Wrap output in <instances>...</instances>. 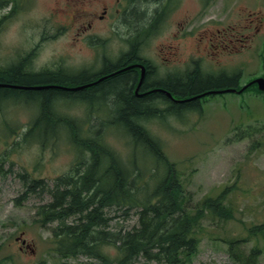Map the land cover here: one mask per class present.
Wrapping results in <instances>:
<instances>
[{
	"label": "rangeland",
	"instance_id": "rangeland-1",
	"mask_svg": "<svg viewBox=\"0 0 264 264\" xmlns=\"http://www.w3.org/2000/svg\"><path fill=\"white\" fill-rule=\"evenodd\" d=\"M0 1V67L21 63L43 78L50 74L40 70L69 72L59 73L55 82L43 83L67 88L86 83L89 72L97 73L103 63L117 61L130 50V44H136L137 55L152 64L158 77L172 73L185 77L191 69L190 60L201 55L197 78L203 83H220L225 78L232 81L223 86L228 88L264 78V35L253 51L257 36L246 44L243 41L233 42L227 48L219 46L223 29L230 27L249 36L253 34V20H264V0H172L175 6L149 31L150 19L155 14L145 16L152 5L141 10L140 3L132 11L120 14L115 22L113 18L97 22L85 35L77 30L79 12H99L102 3L109 5L112 0L86 1L84 5L78 4V0H17V5ZM202 1L203 7L207 1L209 5L198 13ZM141 29L144 36L137 35ZM174 50L177 56L172 58L170 52ZM97 94L99 97L86 99V93H68L64 101L69 104L58 109L78 123L92 125L93 132L102 128L103 141L126 167H133L130 172L141 170V180L148 181L152 173L160 179L163 167L146 149L137 154L133 136L120 129L100 127L98 110H114V105L100 92ZM41 97L29 96L28 92L21 95L24 101ZM8 99L15 97L5 100ZM13 102L0 106V264H88L91 260L82 256L66 258L57 254L51 230L40 224L36 215L37 208L50 196L39 191L23 196L25 188L18 176L28 174L44 180L51 188L55 178L73 173L80 156H75L64 130L46 146L24 142L22 133L37 110L32 104ZM157 102L150 104H159L165 113L142 124L161 144L176 169L184 195L179 201L182 209L194 217L203 199L223 192V204L230 213L223 220L204 211L189 235L195 239L194 251L183 258L182 264H264V237L250 234L252 227L264 225V93L253 85L241 93L206 95L198 105L201 114L172 105L164 111L165 105ZM89 104L93 105L91 109L84 106ZM94 105L99 107L94 110ZM41 122L42 127L39 125L36 131L47 142V119ZM150 202L154 200L151 198ZM112 215V222L120 220V225L128 230L138 225L134 214L126 218ZM103 252L110 261H115L119 254L114 246L103 248ZM133 264L146 263L138 258Z\"/></svg>",
	"mask_w": 264,
	"mask_h": 264
},
{
	"label": "trees",
	"instance_id": "trees-1",
	"mask_svg": "<svg viewBox=\"0 0 264 264\" xmlns=\"http://www.w3.org/2000/svg\"><path fill=\"white\" fill-rule=\"evenodd\" d=\"M3 4L13 3L15 5L17 0H3ZM1 3V1H0ZM134 49L124 54L123 57L119 60L116 66H112V69L108 70L109 72H113L121 67L119 63L121 62H131L134 57ZM22 64L13 63L6 67H0V84H15L21 87H30L32 85L37 84H52L55 82L54 80L57 78V75L50 74L45 78L40 75L30 74L28 69H22ZM44 81H52L49 83H43ZM136 81V71L134 69H129L126 71L119 72L107 80H103L93 87H90L92 92H100L106 99L111 100V103L114 105V110L116 111V118L125 122L128 126L123 127L127 132V135H131L134 137L133 145L135 147L146 146L149 153H153L155 155V161L157 165L163 167L164 175L160 179L154 180L155 187L151 192L153 198L163 199L165 196L178 197L181 198L182 188L177 181V177L173 172V165L168 162V160L162 156L159 145L146 134V130L141 125L140 121L146 114L151 113L149 111L148 106L154 98L158 101L163 99L167 103L166 110H170V106L173 108L183 107L185 110L190 109V111L198 110L199 107L197 104V100L187 101V102H173L168 99L165 95L162 94H148L144 96H138L133 93L134 84ZM90 82L87 80L86 83ZM146 82V78L141 83L140 89L137 90L138 93L143 92L147 89H141ZM232 81L223 78V82L216 83L213 81L204 82L203 80H198L197 71L193 70L187 74V76L183 77L179 81H172L166 84V90L179 95L181 99L189 96H194L200 94L202 92L208 90H221L224 85H231ZM81 84H85L81 83ZM238 85V84H237ZM234 86L237 90L240 88L238 86ZM216 87V88H215ZM226 88V87H225ZM233 88V87H228ZM87 89L80 90L77 93L84 94ZM8 91L4 87H0V95L7 94ZM29 96L32 94L41 95V101L43 102V106L45 108V115L47 114V122H53L52 120L55 118L50 111V103L52 102V97H59L63 95H68V93L74 92L69 90L61 91L59 89H42L37 91H27ZM67 97V96H66ZM47 102V104H46ZM47 105V106H46ZM47 108V109H46ZM43 109V108H42ZM152 109V108H151ZM44 110V109H43ZM154 110H152L153 112ZM158 112L157 109L154 111ZM172 112V111H171ZM71 122L73 120L69 118L66 114H63L61 119L58 120L57 126L47 127V141L50 139H55L61 136V132L64 130L67 137L70 138V142L74 149L77 152V155L80 156V159L77 161V164L85 157L87 153L89 155V160L91 159V163L94 165L99 156H105L114 161V163L121 168V170H126L129 172L131 168H126L124 162L118 157V155L107 145L102 143V138H95L94 140L90 139H79L78 136L73 133H67L70 131ZM138 122V124H136ZM136 126H133L135 125ZM40 123L31 122L30 126L27 128L26 132L22 134V136H29V139H26L25 142H37L41 141V144H45V140H41L39 138H35L32 136H39L37 131L39 129ZM41 128V126H40ZM129 129H132L131 131ZM37 130V131H36ZM140 131V132H139ZM145 138H143V135ZM16 135V133H14ZM15 139V138H14ZM86 154V155H87ZM5 161L4 159H2ZM107 168V167H106ZM138 176L136 179L141 180L140 171L137 170ZM129 178L134 176V173L129 172ZM155 173H152L150 177H155ZM112 176V172L107 169L104 173L100 174L98 177L86 178L81 176L79 173L75 177L64 176L61 178H57L54 181L53 188H47L43 181H28L26 180V175H19V178L25 188L23 196H27L28 194H35L36 191H41L38 193H46L50 197L53 196V200L55 206L60 207V209L53 208V212L59 211L57 216L47 215V207L48 203H45L38 207L37 217H39V222L42 225H47L48 222L55 219L54 217L62 216V219L67 218L72 212H79V215H85L83 218L77 220L74 226L69 227L67 233H53L54 244L57 247L56 252L61 257H77L76 250L80 245H87L93 243L90 237V234L97 229V227L101 226L103 221L101 220V216L98 213L97 209L91 207L90 212L88 213V203H83L78 201L80 198L79 195H76L75 189L73 185V189L70 184L68 190H60L58 187L64 181H73L80 183H87L88 186L92 184L100 189H104L106 193L112 196H118L120 199L121 196L125 199H133L135 202L141 200L139 198V191L135 185V180L133 181V186L130 185V182L122 176L116 175L115 181H110L108 178ZM152 179V178H150ZM153 180V179H152ZM147 181V180H143ZM149 181V180H148ZM104 183L103 186H100V183ZM98 184V185H97ZM96 187L92 190H95ZM136 188V195L131 193V188ZM85 192V193H84ZM80 193L86 194V198H90L92 196V191H89V188H84ZM79 193V194H80ZM88 193V194H87ZM79 196V197H78ZM95 195L90 200H93ZM149 197V198H151ZM71 201L69 202V200ZM147 199V198H146ZM224 195L223 193L216 196L215 198H208L206 201H203V212L201 210L200 213H197L194 217H189L185 220L178 221H169L164 223L156 224V220L158 221V212L153 210L151 213V217H146L145 219L137 220L138 225L134 226L132 230H128V232H123V234H118L119 241L116 250L120 254V258L115 261H110L103 251L94 252V255L90 256L85 254L86 256L96 258V262L94 264H133L137 261L138 258H142L144 260H148L151 258H155L157 264H182L183 258L189 257L195 248V239L194 237H190V233L192 228L196 227L200 218L204 216V211H207L210 216L220 218L226 220L230 217V213L225 209L224 204ZM69 202V203H68ZM146 209L154 208L156 205H149V202H144ZM54 206V205H53ZM149 209V210H151ZM147 210V211H149ZM84 211L85 214L82 213ZM146 211V210H145ZM158 225V226H157ZM160 225V226H159ZM160 229L166 230L164 233L160 232ZM251 235L261 234L264 237V225L254 226L250 230ZM110 243V241H108ZM113 243L115 240H113ZM156 249L154 255L148 254L149 250ZM89 251L87 250L86 253ZM83 254V253H82ZM138 257V258H137ZM235 258L238 259L237 256ZM148 264V263H146Z\"/></svg>",
	"mask_w": 264,
	"mask_h": 264
},
{
	"label": "bare ground",
	"instance_id": "bare-ground-1",
	"mask_svg": "<svg viewBox=\"0 0 264 264\" xmlns=\"http://www.w3.org/2000/svg\"><path fill=\"white\" fill-rule=\"evenodd\" d=\"M21 68L22 69H28L27 67H23V66H21ZM29 72H30V74H34V75L37 74L35 71L29 70ZM39 72L40 71H38V73ZM63 72H68V71H64V70L50 71V70H47L48 74H53V75H58L59 73H63ZM101 72H104L105 75L100 77L96 73H89L88 80H90V82H92V84H97V83H99L103 80H107V79H109V77L113 76L112 72L108 71V68L107 69L104 68L101 71H99V73H101ZM107 72H109V73H107ZM0 85H4V84H0ZM32 86L34 87V89H23V88L18 87L15 84H6L5 86H0V87H4L8 91H10L7 94L0 95V106L3 104L10 103L11 100H14V102L12 104H20V103H24V102H29L30 104L34 105V107L37 110V112L35 113V115H36L35 120H36V122L40 123L41 127L43 125L41 121L47 119V114H46V116L43 115V114H45V108L43 106L44 105L43 102L41 100H37V99H30V101H24L21 98V95L23 92H27L30 90L31 91H37V90H42V89H59L61 91L69 90V91L78 92L80 90L89 89V87L84 85V84L73 86L72 88L63 87L62 85H59V84H57V85L56 84L55 85L37 84V85H32ZM135 93L136 94L138 93L137 90L135 91ZM97 95H98L97 92L94 93V92H92L91 89H89L83 98L90 99L92 96H97ZM137 95L138 96H144L143 93H140ZM9 96H14L16 100L15 99L5 100ZM98 97H99V95H98ZM51 99H52V102L50 103V111L55 118L52 120L53 122H50V121L47 122V127H49V128L52 126H57L58 120H60L62 115L64 114V110H59L58 108H64V106L66 104H69V103H65V101H64V99H66L65 95H63V96L61 95L59 97H52ZM96 99H97V97H96ZM46 104H47V102H46ZM8 105H10V104H8ZM8 105H6V106H8ZM89 105L91 107L93 106L92 104H89ZM99 105H97V106L94 105V110L97 109L99 107ZM149 105H151V106H148L149 111L150 110L156 111V108L160 107L159 105H155V104H149ZM166 107L167 106H165L164 110H166ZM154 111L152 112L153 114L149 115V113H148L143 118H141V122L142 121L146 122L147 120L154 119L155 115L157 114V112L155 113ZM97 114H98V116L96 115V117L99 118L101 121L100 127L108 126V127H111L110 131H112L113 129H120V130H123L124 133H127L123 127H127L128 125L125 122L121 121L120 119L116 118V111L115 110H113V109L112 110L99 109ZM106 117L108 119L104 120ZM136 124H138V122ZM136 124L133 126H136ZM91 127H93V126L92 125L85 126V123H82V122L76 123V121H73V122H71L70 131L67 133H73L74 132L78 136V138L82 139V140H85V139L94 140L95 138L96 139L102 138V134H103L102 128H98V131L93 132V130H91ZM129 130L131 131L132 129H129ZM145 132L148 136L151 137V135L149 134V132L147 130ZM60 134H63V133H60ZM58 138L48 140L47 145H49V143L57 140ZM143 138H145L144 135H143ZM26 139H29V136H27V135L23 136L24 142L26 141ZM102 143L104 145L109 146L106 142L103 141V139H102ZM145 144L147 146L146 142H145ZM146 146H140V147H134V148L138 154V153H142V151H144L146 149ZM73 152L76 156L77 152L75 149L73 150ZM151 154L152 155H150V156L155 158V155L153 153H151ZM161 154H162V156H164L167 159V157L163 153V151H161ZM90 161H91V159L89 160V155H85V157L82 160H80V162L78 164H76L75 170H77V173H79L81 176H84L86 178H92L93 179L94 177L96 178L100 174L104 173L107 169V172L108 171L112 172V176H110V178H108L110 181H115L116 175H118V176L120 175V176L124 177L125 179H127L130 182V185L133 186V181L135 180L134 178L137 177V174H134V176L132 178H129L130 170L128 172L124 169L121 170V168L118 169L119 167L114 163L113 160H111L105 156H99L98 159L96 160V162L94 163V165ZM168 162L171 163L169 160H168ZM126 168H128V167H126ZM173 172L176 175V169H175L174 165H173ZM176 177H177V175H176ZM34 181L38 182V181H40V179H35ZM177 181L179 183L178 177H177ZM153 182H154V179L153 180L149 179V181H143V180L136 179L135 185H136L139 193L136 191V188H134V187L130 189L131 193H133L135 195L137 192L139 195V198L141 200L145 199L144 202H150V200L152 198L154 200V202L149 203V205L150 206L156 205V206L152 209L149 208L151 210L146 209L144 206V204H146V203H144L140 200H137V202H135V200H133V199H125L122 196H121L122 199H120L118 196L109 195L108 193L105 192V190L103 188L100 189V188L94 186L93 184L91 186H88L87 183L75 182V180L70 181V182L64 181L63 183H61L59 185L60 187H58V189H60V190H68L69 184H70L71 188L73 189V185H75L74 186V189H75L74 193L76 195L80 196V198H78V201L83 202V203L89 202L88 213L90 212L91 207L96 208L98 213L101 216V220L103 221L101 226L97 227V229H95V231L90 234L89 238H92L91 240L93 241V243L87 244V245H80L76 250V254L78 256L84 257L86 260H91V261H89L88 264H94L97 259L94 257H90V256L94 255V252L103 251V248L108 247V246H114L115 248L117 247V245L119 243V241L117 240L119 238L118 234H123V232H128V229L126 227H122V225H120L121 224V223H119L120 220L116 221V222H112V220H114V217L112 214H114L115 218H119V217L126 218V217H129L130 215L134 214L137 217V220L138 219L141 220V219H145L148 216L152 218L153 213H151V212L153 210H156L158 212V221L156 220V224H159V223L166 224L165 222H169V221H174V220L178 221L181 219L182 220L188 219L190 214L186 213L184 211V209H182V206H178V204L176 202V200L178 199L177 196L172 197V198H171V196H165L161 200L151 197L152 196L151 192L153 191V189L155 187V183H153ZM103 185H104V183L101 182L100 186H103ZM179 185H180V183H179ZM53 186H54V183H52L51 188H53ZM95 187H96V189L92 190ZM84 188H89V191H92V196H90V198L85 197L86 196V194H84L85 192L80 193ZM39 192H41V191H39ZM182 193H183V189H182ZM93 195H95V197L93 198V200H90L93 197ZM149 197H151V198H149ZM70 201H71V199L69 200V202ZM47 203H48L47 215L49 214L51 216H57L58 213L60 212V210L53 212V208L55 207L57 209H60V207L55 206L53 196L50 197V200L47 201ZM147 210H149V211H147ZM79 212H72L69 214V216L67 218H64V219H62V216L54 217L55 219H53L47 223V227H49V230H51V233H54V232H57V233H59V232L65 233L66 232L67 233L69 231V230H67L69 227L74 226V224L77 222V220L83 218L87 214V213L85 214L84 211H82V213L85 215H79V214H77ZM117 227H119V228L117 229ZM129 230H132V229L130 228ZM165 231L166 230L162 231L160 229L161 233H164ZM113 240H115V242H117V243L114 244ZM108 241H110V243H108ZM56 249H57V247L55 248V250ZM87 250L89 251L88 253H86ZM155 251H157V250L151 249V250H149L148 254L154 255ZM85 254L90 255V256H86ZM119 258H120V254H117V256L115 257V260H117ZM144 262L148 263V264H157V261L155 260V258L144 260Z\"/></svg>",
	"mask_w": 264,
	"mask_h": 264
},
{
	"label": "flooded vegetation",
	"instance_id": "flooded-vegetation-1",
	"mask_svg": "<svg viewBox=\"0 0 264 264\" xmlns=\"http://www.w3.org/2000/svg\"><path fill=\"white\" fill-rule=\"evenodd\" d=\"M92 2L95 0H78V4H82L84 5L85 2ZM172 0H112V3L109 5H106L105 3H102V5H100V11L99 12H87V13H81L79 12V17L77 18V23H78V28L77 30L82 33L83 35H85L87 32H89L90 30H92L93 26L97 23V22H103L107 19H112V22H115V20H117V17L120 16V14H124L125 12L131 10L136 6V4H142L141 6V10L143 9H148L150 5H152V7L148 10L147 15H151V14H155L159 17V19L163 16L164 17V12L167 11V8L170 7L169 5H167V3L169 4H175V3H171ZM177 1V0H176ZM175 6V5H173ZM111 9H113V11H111ZM202 13L203 12V1H202V6H201V11H198V13ZM154 15H152L151 18H153ZM150 19V18H149ZM151 21V19H150ZM76 23V22H75ZM250 23L251 20H250ZM253 34H251L249 36V34H245L244 31H239V30H234V29H230L226 28L223 29V37L221 38V40L219 41V46L220 47H228L230 44H232L233 42H237L241 43V42H245L248 43L250 41H253L254 38H256V36L261 35L262 33L260 32V29L264 27V20H253ZM219 32V30H218ZM231 32H235L236 34L233 35L231 34ZM230 33V34H229ZM241 37V38H240ZM253 37V38H252ZM129 41V40H128ZM218 42V41H216ZM218 46V45H217ZM245 46V45H244ZM131 51V50H130ZM175 51V50H174ZM170 52V55L172 56V58H175V56H177V52L175 51ZM134 52V57L132 58L131 62H121L119 63V65H121L120 68L125 67L126 65L130 64V63H143L145 68H146V72L144 74V78L143 80L146 78V82L144 84L143 87H141V89H167L166 88V84L168 82H172V81H179L180 78L176 75V74H170V75H165L162 77H158L157 76V71L154 69V67L152 66V64L145 60L144 61H140V59L137 57V54ZM134 71H136V81L134 84V88L133 89H140V86L138 88H136L137 82H138V77H139V70L134 69ZM138 71V72H137ZM109 73V72H107ZM105 73L101 72L99 73V76H104ZM153 79V80H152ZM142 80V82H143ZM141 82V83H142ZM145 90V91H147ZM140 92V93H144ZM137 93V94H140ZM136 94V95H137ZM146 95V94H144Z\"/></svg>",
	"mask_w": 264,
	"mask_h": 264
},
{
	"label": "water",
	"instance_id": "water-1",
	"mask_svg": "<svg viewBox=\"0 0 264 264\" xmlns=\"http://www.w3.org/2000/svg\"><path fill=\"white\" fill-rule=\"evenodd\" d=\"M128 68H130V67H128ZM140 69H141V74H140V80H139V84H140V82L142 81V79H143V76H144V68H143V66H141L140 65ZM252 83H256L257 84V87H258V89L260 90V91H264V79H262V78H258V79H256V80H253L251 83H249L248 85H250V84H252ZM248 85H245L239 92H241L242 90H244ZM0 86H5V85H0ZM19 87V86H18ZM224 91H232V92H234L235 91V89H226V90H224ZM167 95L170 97V94L169 93H167ZM196 98V97H195Z\"/></svg>",
	"mask_w": 264,
	"mask_h": 264
}]
</instances>
